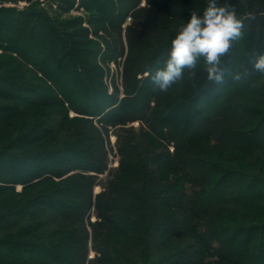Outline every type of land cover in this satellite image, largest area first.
Wrapping results in <instances>:
<instances>
[{
  "label": "trees",
  "instance_id": "16d2710c",
  "mask_svg": "<svg viewBox=\"0 0 264 264\" xmlns=\"http://www.w3.org/2000/svg\"><path fill=\"white\" fill-rule=\"evenodd\" d=\"M145 1L146 5L151 2ZM73 2L67 0L68 5ZM141 2L82 0L86 10L90 11L91 19L98 15L103 27L111 25L115 29L117 43L111 48L115 53L123 51L118 33L126 15L148 12L145 6H140ZM166 2L164 10L168 15H173L172 9L206 6V0ZM218 2L223 3L224 0ZM229 3L235 11L243 14L238 17L243 22V28L228 53L221 57L220 66L228 75L240 74L247 79H256L264 72L253 68L250 58L254 59L256 52H264V0H229ZM56 20V23L45 25L49 38L40 44L48 56L47 62H44L47 63V70L53 72V75L47 71L41 74L52 81V85L49 84L51 88L34 78L35 69L38 67L39 70L43 65L36 63L35 55L27 54L36 44L34 29L21 31L20 40L27 38V44L19 43L12 47L17 52L15 58L28 67L23 76L8 70L5 71L8 75L0 73V122L13 117L25 118V121L29 117L27 115L41 110L33 123L12 135L3 145L13 151L0 150V192H14L16 184L22 185L20 198L0 212V230L12 232L18 228L15 236L0 237V264H85L87 232L84 218L91 209L100 219L92 242L97 256L91 264H204L205 256L209 254L217 256L216 264H264V177L229 170L224 180L216 184L211 176L218 169L214 161L185 155L187 145L193 144L192 140L206 139L214 131L218 142L227 148L234 146L238 150H246L231 145L226 134L237 136L238 133L230 129L231 126L225 128L226 125H223V122L228 121L229 124L239 119L235 108L230 111L227 106L228 111L224 112L223 106H215L211 102L198 107L195 114L205 116H196L198 120L194 119L191 126L189 124L190 127L182 132L177 129L175 119L166 114L176 104L192 107L202 97L218 101L224 96L225 91L220 90L224 82L207 79L203 57L197 58L194 69L186 67L185 77L162 105L150 107V91L158 88L150 85V91L142 90L146 83L137 84L136 68L130 75L131 84L124 87L125 95L118 102L113 94L107 93L102 83L104 70L96 63V54L101 50L99 42H95L93 48L84 50L85 55L79 53L76 59L66 58L73 49L68 51V44L64 49L59 45L65 40L64 35L72 36V32L66 31L72 21ZM81 20L78 17L74 24L79 26ZM56 24L66 29L58 31ZM82 32L83 36L88 34L84 27ZM172 37V34L168 35L153 49L152 54H160L169 48ZM81 61L91 65L85 66L91 71L95 79L93 82L83 72L86 67L77 65ZM144 61L147 63L149 60ZM62 73L73 84L71 93L57 87ZM79 80L84 81L85 90L77 87ZM95 81L98 85L93 88ZM86 102L89 104L84 105ZM45 107L52 109L45 112L41 109ZM249 109L242 110L248 112ZM71 110L79 115L71 117ZM97 115H100L99 121L105 124L145 117L151 131L145 130L144 133L154 142L162 143L161 139L174 141L175 153L150 149L142 154L134 147L129 148L131 142L127 137V142L120 141L118 146L122 160L115 177L109 179L108 192L93 195L92 186L97 175L106 170L101 133L94 128L98 136L97 147L91 149L81 132L73 139L61 138L60 132H56L59 129L55 128L62 125L91 126V116ZM54 117H59L55 126L51 123ZM260 146L264 147V143ZM126 157H132L137 162L133 164ZM157 166L165 169L164 174L172 170L177 173L176 177L157 183L152 178L153 168ZM110 172L108 170V174ZM137 173L146 179L142 180L138 175L133 181ZM129 175V181L122 178ZM250 208L263 211H255L256 215L250 212ZM238 209L247 212H239ZM245 215L249 218L255 215L258 219L246 224ZM60 230H63L62 234ZM112 233L120 239L124 238L125 245L134 247L140 255L128 254L123 244L122 248L113 246L115 242L108 238ZM32 234H36L34 238H25ZM158 234H163V237L156 245ZM241 235L253 241L247 246L238 245L235 238ZM150 240L155 244L151 245ZM160 248L162 252L152 256V251Z\"/></svg>",
  "mask_w": 264,
  "mask_h": 264
},
{
  "label": "rangeland",
  "instance_id": "374dc122",
  "mask_svg": "<svg viewBox=\"0 0 264 264\" xmlns=\"http://www.w3.org/2000/svg\"><path fill=\"white\" fill-rule=\"evenodd\" d=\"M117 3L119 4V2ZM140 6H145L148 12H142L139 14L137 13V15H131L130 13H128L126 15L123 22L121 23L120 33H118V35L120 36V42H122L123 45V51L122 53H115L114 50H112L114 48H112V46H115V44L117 43V39L115 38V29L111 25H105L103 27L100 23V17L98 15H96L95 18H92V20L90 11L86 10L84 4H82V0H74L72 5H68L67 0H0V20H2L0 22H3L0 24V73H2L3 75H8L5 72L6 70H8L9 72L22 75L26 72V68L28 67L22 64L20 59L15 58L17 56V52L13 51L12 47H14L15 45H19V43H22L24 45L27 44V38H22L20 40L22 36L21 31L25 28L34 29L33 35L36 44L34 46V49L31 48V53H25H27L28 55H35L36 63H41L43 65L42 67H39V70L38 67L37 69H35V77H33L35 79H39L40 82H42L44 85H48L49 88H51L52 86L50 85H52V81L46 79V77L41 74V72L45 74V72L47 71L50 75H53V72L47 70V63L44 62L46 61V59H48V56L40 46V44H43L49 38V34L45 25L47 23H56L57 18L66 20L70 19L69 21H72L69 22L71 23V26L66 27V31H69L70 33L72 32V36L64 35L65 40L61 42V45H59L60 48L64 49V47H68V44V51L70 49H73V51H71V53L68 54L66 58L76 59L75 57L77 56V54H84V50L93 48L94 43L99 42L101 50L96 54V63L104 70V73L102 75V83L104 84L107 93L113 94V96H115L117 101L119 102L120 99L125 95L124 87H128V85L131 84L132 77H130V75L135 70V68V72L138 71L137 77L139 81L137 84L142 85V83H146V86H143L142 90L148 91L149 86L154 85L149 77V71L163 66V62L167 58L169 50V48H167L160 54L153 55V49L157 45L163 43L168 35L172 34L174 36L179 27L187 21L192 12H201L204 7L192 5L186 8L172 9L171 12L173 13V15H168L164 10V7L167 6L166 0H151L149 5H146V1L142 0ZM151 12L154 13V15L152 14V17H150ZM236 13L238 17L243 16V14L237 12V10ZM78 17H81L82 19L79 26L74 24L77 22L76 20L78 19ZM56 27L58 31H63L64 29H66L59 24H56ZM83 27L88 31V34L86 36H83V32L81 33ZM127 27H129V29L126 31ZM5 31L8 33H4ZM127 41L129 42V46ZM144 60L149 61L146 63V61ZM77 65H80V67H82V65L84 67H91L88 62L86 63L82 61L77 63ZM86 69L87 70H84L83 72L87 77H89V81L93 82V80L95 79L92 78L91 71H88L89 68L87 67ZM185 73L186 68L184 69L181 78L174 82L165 91H161L159 89H153L151 91L149 90L150 107H154L155 105H162V103H164L163 101L168 97V95L172 94L175 88L179 86L181 80L185 77ZM222 82H224V87L220 85V90L225 92L224 96H222L218 101L212 100L211 97L206 98L205 96L200 98L198 102L195 103L192 107L176 104L172 106L166 114L169 117L175 119L177 129L180 130L179 132H182L188 129L191 126L192 121L196 119L197 114L195 113L198 107L209 105L210 102L215 106H223L224 112L228 111L226 108L227 106L230 107V111L232 110V107H234L235 114L237 113V115L240 116L239 119L230 121L229 124L228 121L223 122V125H226L225 128L231 126L230 129H235L238 135L235 136L234 134L230 135L231 133H227L226 136L228 135V139L231 145L233 144L235 146H241L246 150H238L233 145V147L230 146V149L227 148L225 145H222L220 142H218V140L216 139L217 134L214 131L209 135V137H206V139L208 138L207 140L203 139L197 142H195L196 140H192L193 144H189L190 146L187 145L185 155H188V157L196 156L198 158L208 159L211 162L214 161L216 168L218 169L217 173L212 174L211 176L212 182L216 184L224 180L225 176L227 175L226 172L229 170L241 172L245 175L249 174L251 176L253 174H256L264 177V147L260 146L262 145V143H264V74L260 75L256 79H247L241 77L240 74L237 76H232L223 73ZM76 85L81 90H85L86 88L85 83L82 80H79ZM97 85L98 83L97 81H95L93 88L97 87ZM57 87L62 88L66 91V93H71L73 84L71 83V80L69 81L67 79L65 73H62L60 75ZM87 102L84 105H88L89 103ZM243 108H250V111L247 112L245 110H242ZM41 109L47 112L52 108L45 107ZM40 112L41 110H39V112H37L36 114L27 115L29 117L24 116L27 118V120L25 121V118L21 119V117H13L6 120L5 122H0V150L3 149L5 151H13L7 150L3 145L8 143L12 135L17 133L18 131H22L24 127L33 123L38 118V114H40ZM244 112L245 117L241 118ZM102 114L103 113H100V115ZM69 115L73 117L75 115H79V113L71 110ZM100 115L91 116L93 120L91 126L88 124L68 125L67 127L62 125L59 128H55V130L59 129L56 132H60L61 138L68 137V139H73L75 138L77 133L81 132L83 136H85L84 139L89 146L88 148L91 149L92 147H97L96 143L98 136L94 133L96 132L94 128L101 133L103 137V147L106 152V170L103 173H99L97 175L92 186L93 195L100 192H108L109 179H113V177H115L114 175H116L115 173L118 172V167L120 161L122 160V155L119 153L118 146L120 144V141H125L127 137V140L131 142L129 148L134 147V150L136 152L139 151L144 154L146 153V150L149 151L151 149L152 151L166 150L171 154L175 153L176 145L174 141L161 139L163 144L154 142L149 136L144 133L145 130L151 131L150 125H148L145 117H137L117 124H105L99 121L98 118L100 117ZM204 116L205 114H203V116L198 114L197 117L201 118ZM235 117L236 115L232 119H234ZM58 118L54 117L52 119L53 122L51 123L54 126L57 121L56 119ZM232 119L230 118L229 120ZM197 120L198 119H196V121ZM224 131L226 130L224 129ZM126 158L133 164L137 162L132 157ZM108 170L111 171L109 174ZM163 172L165 173V169L162 167L153 168L152 178L159 184L162 183V181H167L168 178H171L173 180L177 175V173H173L172 170H169L166 174H164ZM134 175L135 177H133V181L136 180L138 175L140 176V179H146V177L141 176V173H137ZM122 178L128 181L131 180L130 175L122 176ZM188 186L189 184L187 185V187ZM15 189L16 190L14 192H0V212L8 207L10 203H14L17 199L20 198L19 193L22 190V185L19 183L16 184ZM238 211L247 212L244 209H238ZM255 211L259 212L263 210ZM255 211L254 208H250V212L256 213ZM252 216L250 215V217ZM243 218H245L246 224L258 219L255 215L253 216V218H249V216L247 215H245ZM99 221L100 219L94 214L92 209L88 216L84 218V229L87 232V251L85 264H91L93 262L92 260H94L95 255L97 256V253L92 247V242ZM69 227L70 226L68 225L67 228ZM17 229L18 228H14V232L0 230V237H8L10 235L15 236L14 234ZM62 232L63 230H60L59 233L62 234ZM34 235H27L25 236V238L32 239L34 238ZM109 237H111L112 242H115L113 246L118 245L121 247V245L123 244V247L127 250L128 254L131 253L137 256L140 255L138 251H136L137 249L132 246L125 245L126 243L124 238L120 239L118 238V235H113V233L109 235L108 238ZM162 237L163 234H158V240L155 239L156 245L159 244ZM235 240L238 242V245L242 246H247V244L253 241L252 238H245L242 235L237 236ZM152 242L153 241L150 240L151 245L155 244ZM152 252H154L152 256L155 257L158 252H162V249L160 248L157 251L155 249V251ZM115 256L116 254H114V257ZM217 260L218 259L216 255L209 254L205 256L204 264H216ZM217 264L219 263L217 262Z\"/></svg>",
  "mask_w": 264,
  "mask_h": 264
},
{
  "label": "clouds",
  "instance_id": "9594fccd",
  "mask_svg": "<svg viewBox=\"0 0 264 264\" xmlns=\"http://www.w3.org/2000/svg\"><path fill=\"white\" fill-rule=\"evenodd\" d=\"M243 22L230 6L229 0H206L201 12H192L170 40L163 66L149 71L153 84L161 91L167 90L183 75L184 69H194L197 57H203L207 79H223L221 57L228 53L232 42L241 35ZM250 58L253 68L264 72V52Z\"/></svg>",
  "mask_w": 264,
  "mask_h": 264
}]
</instances>
